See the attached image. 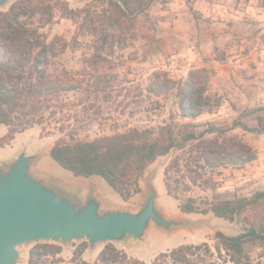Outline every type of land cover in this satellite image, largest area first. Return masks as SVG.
<instances>
[{
    "label": "rangeland",
    "instance_id": "obj_1",
    "mask_svg": "<svg viewBox=\"0 0 264 264\" xmlns=\"http://www.w3.org/2000/svg\"><path fill=\"white\" fill-rule=\"evenodd\" d=\"M14 1L11 0L0 11H6ZM61 1L67 2L72 9H79L93 0ZM196 1L199 3L196 4ZM205 3V0H150L147 9L133 20V26L125 33L123 43L108 42L110 45H106L100 52L96 50L98 41L92 29L86 27L80 31L78 24L72 20L56 15L53 22L40 29L47 41L54 37L66 41V50L58 64L81 80L79 90L61 96L64 108L56 120H64V135L73 134L75 139L90 141L133 128H158L164 124H173L178 129V126L189 120L179 117L176 99L172 95H150L147 86L155 72H166L168 78L177 81L184 80L190 70L200 68L209 71L206 95L216 107L213 113L199 116L195 123L204 125L207 122H218L221 128L226 129L233 120H240L250 128H264V54L232 65L227 57L237 54V48H233L237 44L236 39L222 40L219 51L210 54V41L204 40L208 19L201 13ZM261 4L264 5V0ZM216 32L222 35L229 30L220 28ZM230 48H233V53L227 54ZM247 50L241 52L246 53ZM92 82H97L98 90L88 95L86 86ZM7 130V127L0 125V137ZM231 134L240 136L250 145L256 152V159L240 167L218 169L213 174V180L219 184L216 193L228 199L234 196L251 198L264 190V131L248 132L235 127L228 133ZM61 136L57 131L51 135H42L41 127L34 125L15 134L9 145L0 148V159L14 155L24 146L30 152L41 151L40 158L32 167L36 173L81 188L90 187L107 204L116 202L119 206L132 209L142 204L148 192L146 180L150 179L158 191L157 206L164 215L193 223L194 226L172 232L151 228L144 241H130L126 246L127 255L145 264H150L159 253L181 244L207 243L213 250L216 243L214 234L217 231L226 235H237L250 227L264 231V198L246 208L234 222L217 218L211 213H181L178 201L167 194L164 185V169L179 154L178 151H171L150 164L139 180L141 192L123 201L100 177H74L50 158V148ZM213 194L211 189L191 186L190 191L182 193L180 197L189 196L198 201L212 200ZM81 243L72 244L75 247ZM35 245L20 249L22 257L18 264H26L25 256ZM113 245L124 251L119 244ZM244 249L250 264H264V247L261 244L248 242ZM70 262L68 259L66 264ZM217 264L233 263L223 258L217 259Z\"/></svg>",
    "mask_w": 264,
    "mask_h": 264
},
{
    "label": "trees",
    "instance_id": "obj_2",
    "mask_svg": "<svg viewBox=\"0 0 264 264\" xmlns=\"http://www.w3.org/2000/svg\"><path fill=\"white\" fill-rule=\"evenodd\" d=\"M149 3L150 0H93L72 9L61 0H15L6 11H0V125L8 129L0 137V148L9 145L15 134L34 125L41 127L42 135L57 131L63 136L50 148V158L74 177H100L123 201L141 192L139 180L150 164L178 151L164 169V185L167 194L178 201L180 212L211 213L234 222L246 208L264 198V190L251 198L228 199L216 193L219 184L213 180V174L220 168H236L256 159L255 150L240 136L228 135L229 132L235 127L248 132H263L264 128H250L240 120H233L226 129L218 122H194L203 114L213 113L216 107L206 95L210 78L207 69L190 70L184 80L177 81L168 78L166 72H155L147 86L150 95H172L176 99L179 117L189 120L178 129L164 124L81 141L73 134L64 135V120H56L64 108L61 96L79 90L81 80L58 64L66 41L60 37L47 41L40 29L53 22L56 15L72 20L80 31L92 29L98 41L96 50L100 52L110 45L108 42L123 43L133 20ZM97 90V82L86 86L88 95ZM191 186L211 189L212 200L180 197ZM214 239L213 250L207 243L181 244L159 253L150 264H217V259L223 258L233 264H250L244 245L258 242L264 247V231L254 227L237 235L217 231ZM86 249V242L75 246L71 262L145 264L110 243L103 246L94 261L87 262L82 259ZM60 253V246L37 244L29 249L27 264H57L62 262Z\"/></svg>",
    "mask_w": 264,
    "mask_h": 264
},
{
    "label": "water",
    "instance_id": "obj_3",
    "mask_svg": "<svg viewBox=\"0 0 264 264\" xmlns=\"http://www.w3.org/2000/svg\"><path fill=\"white\" fill-rule=\"evenodd\" d=\"M10 1L0 0V9ZM40 155L24 146L0 159V264H18L20 249L38 243L70 247L86 242L92 251L109 243L142 242L151 228L172 232L194 226L164 215L150 179L137 209L112 206L91 188L82 194L33 171Z\"/></svg>",
    "mask_w": 264,
    "mask_h": 264
},
{
    "label": "crops",
    "instance_id": "obj_4",
    "mask_svg": "<svg viewBox=\"0 0 264 264\" xmlns=\"http://www.w3.org/2000/svg\"><path fill=\"white\" fill-rule=\"evenodd\" d=\"M205 2L201 13L204 18L208 19V24L206 23L208 26L206 29L208 30L205 32L204 40L210 41L211 48L208 50L210 54L219 51L218 49L222 40L229 41L231 39L237 40V47L236 45L233 47L237 48V54L227 57V61L232 63V65L245 59L252 60V58L264 54V5L261 4L263 0H205ZM197 3L199 2L196 1ZM220 28H226L229 32L218 35L216 31ZM233 48L228 49L227 54H232ZM246 48L248 52H241ZM8 155L11 154L8 153ZM60 183L67 188L78 190L82 194L90 189V187L81 188L79 185H74L73 183L62 181ZM96 194L102 198L97 192ZM110 205L119 206L116 202ZM60 247L61 253L58 257L62 259V262L57 264H66L68 259L71 261L75 247L73 244L70 247ZM120 247L126 252V246L120 245ZM102 248L98 246L90 251L87 245V249L82 254V259L87 262L94 261ZM88 253H90V256L86 257ZM25 260L27 264L28 253L25 256ZM70 264L74 263L70 262Z\"/></svg>",
    "mask_w": 264,
    "mask_h": 264
}]
</instances>
